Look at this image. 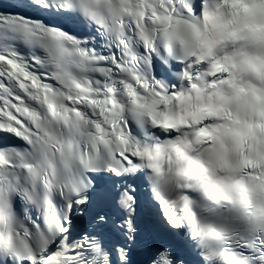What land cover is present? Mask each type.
<instances>
[{
    "label": "snow or ice",
    "instance_id": "obj_1",
    "mask_svg": "<svg viewBox=\"0 0 264 264\" xmlns=\"http://www.w3.org/2000/svg\"><path fill=\"white\" fill-rule=\"evenodd\" d=\"M0 264H264V0H0Z\"/></svg>",
    "mask_w": 264,
    "mask_h": 264
}]
</instances>
